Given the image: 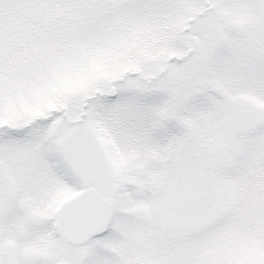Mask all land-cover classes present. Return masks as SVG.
Wrapping results in <instances>:
<instances>
[{
  "label": "snow or ice",
  "instance_id": "snow-or-ice-1",
  "mask_svg": "<svg viewBox=\"0 0 264 264\" xmlns=\"http://www.w3.org/2000/svg\"><path fill=\"white\" fill-rule=\"evenodd\" d=\"M0 264H264V0H0Z\"/></svg>",
  "mask_w": 264,
  "mask_h": 264
}]
</instances>
